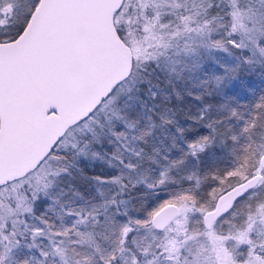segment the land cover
I'll list each match as a JSON object with an SVG mask.
<instances>
[{
    "label": "snow or ice",
    "instance_id": "6c2138e0",
    "mask_svg": "<svg viewBox=\"0 0 264 264\" xmlns=\"http://www.w3.org/2000/svg\"><path fill=\"white\" fill-rule=\"evenodd\" d=\"M0 264H264V0H0Z\"/></svg>",
    "mask_w": 264,
    "mask_h": 264
}]
</instances>
